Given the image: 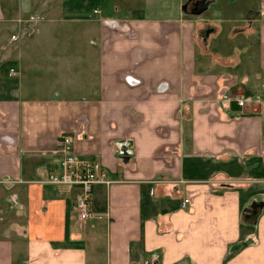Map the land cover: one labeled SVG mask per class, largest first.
<instances>
[{
    "label": "crops",
    "instance_id": "obj_1",
    "mask_svg": "<svg viewBox=\"0 0 264 264\" xmlns=\"http://www.w3.org/2000/svg\"><path fill=\"white\" fill-rule=\"evenodd\" d=\"M15 9L0 0V264H264V0ZM62 135L111 182L101 221L46 184Z\"/></svg>",
    "mask_w": 264,
    "mask_h": 264
},
{
    "label": "built area",
    "instance_id": "obj_2",
    "mask_svg": "<svg viewBox=\"0 0 264 264\" xmlns=\"http://www.w3.org/2000/svg\"><path fill=\"white\" fill-rule=\"evenodd\" d=\"M9 75L14 76L15 71L10 69ZM222 101L224 103L231 101L237 107L243 108L245 105L254 104L256 100L251 98L228 99L225 97ZM54 154L58 159V170L55 173L49 174L46 184L68 189H78L79 195L75 200L78 221L81 224L101 221L103 218L102 214L91 210L90 205L91 193L94 186L111 184L101 171L100 164L95 161L85 162L77 159L73 152L72 140L66 135H62L58 139ZM188 203L189 200L185 199L181 204V208L185 209Z\"/></svg>",
    "mask_w": 264,
    "mask_h": 264
},
{
    "label": "water",
    "instance_id": "obj_3",
    "mask_svg": "<svg viewBox=\"0 0 264 264\" xmlns=\"http://www.w3.org/2000/svg\"><path fill=\"white\" fill-rule=\"evenodd\" d=\"M208 3L207 2H198L195 6L194 9L192 11L193 15H199L201 14L204 10H206V8L208 7ZM185 11V8H184Z\"/></svg>",
    "mask_w": 264,
    "mask_h": 264
},
{
    "label": "rangeland",
    "instance_id": "obj_4",
    "mask_svg": "<svg viewBox=\"0 0 264 264\" xmlns=\"http://www.w3.org/2000/svg\"><path fill=\"white\" fill-rule=\"evenodd\" d=\"M7 2L10 4V7H13V10L11 12H16L15 5L17 3V0H7ZM0 75L2 76V78H7V70H3L2 72H0ZM262 215H264V210H262Z\"/></svg>",
    "mask_w": 264,
    "mask_h": 264
}]
</instances>
